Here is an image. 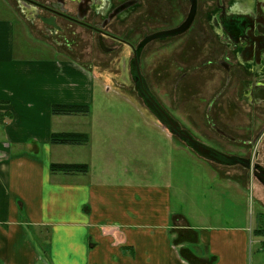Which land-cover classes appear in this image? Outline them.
I'll use <instances>...</instances> for the list:
<instances>
[{"label":"crops","instance_id":"crops-1","mask_svg":"<svg viewBox=\"0 0 264 264\" xmlns=\"http://www.w3.org/2000/svg\"><path fill=\"white\" fill-rule=\"evenodd\" d=\"M20 13L0 19V264H251V217L249 226H223L200 211L190 223L175 212L169 184L126 169L141 160L135 134L113 149L104 139L101 151L92 135L87 146L51 143L55 133H84L76 127L91 113L56 116L52 107L93 104L94 79L57 50L26 58L16 24L30 32L33 23ZM52 164L89 171L52 173Z\"/></svg>","mask_w":264,"mask_h":264},{"label":"rangeland","instance_id":"rangeland-1","mask_svg":"<svg viewBox=\"0 0 264 264\" xmlns=\"http://www.w3.org/2000/svg\"><path fill=\"white\" fill-rule=\"evenodd\" d=\"M202 5L206 9L212 8L207 7L205 1ZM21 10L15 0H0V19H15L12 11L22 17ZM152 14L158 16L156 22L150 17ZM177 17L176 8L170 2L145 11L141 21L146 22L131 23L122 28L111 24L109 30L137 44L146 32L176 26ZM22 27L20 23L16 24V49H23L26 58H44L42 49L46 48L54 50L48 52L49 55L60 51L63 54L60 58L76 59L90 69L94 79V102L89 105L91 116L76 128L83 130L89 138L92 135L93 145L101 151L104 139H109L104 145L107 142L113 149L116 144L129 143L136 135V152L141 160L137 162V168L130 162L126 169H137L136 173L140 172L139 177L145 184H169L175 212L187 214L192 224L196 222L192 217L200 211L210 214V224L223 226H249L251 217L257 237L254 238L251 264H264V186L254 178L248 181V170L241 165H223L198 156L158 122L136 92L130 67L134 56L130 47L106 39V45L115 50L105 52L100 48L97 36L91 32L87 33L91 39L87 44L81 35L68 34V37L58 38L46 34L39 21L28 25L31 33ZM131 28L135 31L128 34ZM212 38L209 24L201 23L191 33L151 43L142 55V74L161 105L196 139L218 147L230 156L253 157L257 147L249 152L245 144L264 127V103L251 105L241 98L244 90L241 79L251 76L246 73L241 75L243 72L240 70L236 72L241 75L239 79L235 77L229 91L215 101L227 77L217 63L232 55L227 53L225 44L221 50ZM64 53L69 54L66 56ZM210 68L217 69L222 75L215 88L208 92L204 90V83L208 80L206 73ZM186 73L189 78L184 80ZM189 79L184 90L188 92L190 89L192 95H184L181 99L182 87ZM229 93L231 97L219 107L220 101ZM213 101L215 103H211ZM190 103H193L192 108L188 107ZM213 123L230 133L236 142L223 138L213 130ZM114 134L120 136L114 140ZM129 154L126 151V156ZM259 155V163L264 165V146H261ZM116 169L122 173L124 167Z\"/></svg>","mask_w":264,"mask_h":264},{"label":"flooded vegetation","instance_id":"flooded-vegetation-1","mask_svg":"<svg viewBox=\"0 0 264 264\" xmlns=\"http://www.w3.org/2000/svg\"><path fill=\"white\" fill-rule=\"evenodd\" d=\"M15 1L17 2V6L22 8L24 14L34 25L36 21L41 22L45 33L54 37L64 38L68 37V34L74 36L81 35V39L89 44L91 39L87 33L91 32L94 36H97L99 46L103 51L114 52V48L112 49L106 45L105 40L109 39L130 47L133 56L134 50L137 49L140 44L146 42L140 56V68L143 52L151 43L165 41L191 33V30L195 26L199 28L201 23L205 25L209 24L210 34L213 37L212 39L217 42L221 50L222 45L225 44L227 53L230 56L232 55V57H227L219 62L217 60V65L224 69L227 77H225V85L219 94L220 96H216L215 101L229 91L233 81L235 82V77L237 80L239 76L246 73L247 76H251V78L241 79V85L242 88H244L241 98L251 105L254 103H264V0H204L208 3L207 7H212L211 9H206V6L202 5L204 2L202 0ZM170 2L176 8V13L178 14L176 26L159 29L149 33L146 32L141 41L137 44H133L128 38L118 36L109 30L111 24L116 25L117 28L119 26L122 28L127 26V24L146 22L141 21L145 11L149 8L157 9L158 7H163L165 3L169 4ZM185 8H187L186 11ZM201 11L202 15H200ZM150 17L152 20H155V22L158 20V16L155 14L150 15ZM79 29L85 30L86 32H80ZM145 30L148 31V28ZM134 31L135 29L131 28L128 34ZM189 39H191V37ZM69 50L73 51L74 49L69 48ZM209 62L212 64L211 61ZM239 70L243 73L238 76L236 72ZM221 75L222 74L217 69H208L206 73V78L208 80L204 83V90L208 92L213 90L218 80L221 78ZM187 78H189L188 73L184 74L183 79L186 80ZM189 81L190 79L186 81L182 87L181 99L184 98V95H192L190 89L188 92L184 90ZM230 97L231 94H227L225 98L220 101L219 107H222ZM215 101L211 103H215ZM188 107L192 108L193 103H190ZM209 108V111H211L212 104H210ZM196 117H198V115ZM212 129L223 138L236 142V139L230 135V133L221 129L216 123L212 124ZM189 133L191 134V132ZM192 136L196 138L194 135ZM198 141L225 153L220 148L207 142ZM263 142L264 127L259 130L255 137L248 140L245 144L249 147V152L257 147L253 157L234 155L241 159L235 165H241L248 170V181L254 178L261 183L260 179L264 177V173L260 170V167L264 165L261 162L259 163V150L261 146H264Z\"/></svg>","mask_w":264,"mask_h":264},{"label":"water","instance_id":"water-1","mask_svg":"<svg viewBox=\"0 0 264 264\" xmlns=\"http://www.w3.org/2000/svg\"><path fill=\"white\" fill-rule=\"evenodd\" d=\"M145 43L146 42L140 44L139 47L134 50V57L131 61V74L136 86L135 89L138 96L143 100L144 105L171 135L178 136L186 143L187 147L194 151L198 156L223 165H235L238 163V161L241 160L239 157L230 156L209 147L194 138L187 130L182 129L180 123L161 105L156 96L150 90L140 68V56ZM260 170L264 173V167H260ZM260 181L264 186V177L261 178Z\"/></svg>","mask_w":264,"mask_h":264},{"label":"trees","instance_id":"trees-1","mask_svg":"<svg viewBox=\"0 0 264 264\" xmlns=\"http://www.w3.org/2000/svg\"><path fill=\"white\" fill-rule=\"evenodd\" d=\"M52 113L56 116H84L91 113L89 105H63L56 104L52 107ZM90 142L88 134L85 133H55L52 135L51 143L61 146H87ZM89 167L86 164H52V173L63 174H87ZM264 232V230H263Z\"/></svg>","mask_w":264,"mask_h":264}]
</instances>
